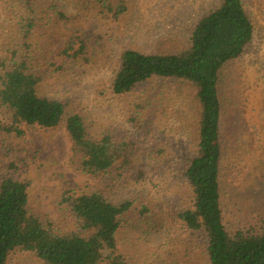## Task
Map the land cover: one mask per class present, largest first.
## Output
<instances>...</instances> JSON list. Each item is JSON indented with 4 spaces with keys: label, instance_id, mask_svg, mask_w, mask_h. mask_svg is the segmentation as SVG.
I'll return each mask as SVG.
<instances>
[{
    "label": "trees",
    "instance_id": "obj_1",
    "mask_svg": "<svg viewBox=\"0 0 264 264\" xmlns=\"http://www.w3.org/2000/svg\"><path fill=\"white\" fill-rule=\"evenodd\" d=\"M133 5L0 0V138L20 139L27 128L64 124L78 173L106 180L66 186L55 201V222L32 206L29 178L14 164L1 170L0 264L20 257L39 264H196V252L204 264H264V219L230 231L222 208L223 74L245 54L256 31L245 0H216L193 21L178 49L121 52L107 89L125 101L122 113L118 108L120 128L100 122L99 111L87 109L80 96L49 91L100 66L102 49L82 21L92 16L119 24ZM73 23V34L60 44L63 27ZM169 84L191 89L195 110L181 111V103L176 108ZM171 109L178 132L187 123L188 154L175 156L161 143L159 131ZM167 161L175 182L188 191L170 205L142 188L158 190L151 174L163 177Z\"/></svg>",
    "mask_w": 264,
    "mask_h": 264
},
{
    "label": "rangeland",
    "instance_id": "obj_2",
    "mask_svg": "<svg viewBox=\"0 0 264 264\" xmlns=\"http://www.w3.org/2000/svg\"><path fill=\"white\" fill-rule=\"evenodd\" d=\"M215 1L134 0L131 15L119 24L100 22L91 16L82 21L81 26L95 38V45L102 49L99 68L85 73L73 83L49 91L62 98L65 95L80 96L87 109L99 111L97 118L100 122L109 126L115 123L120 128L118 111L121 108L122 113L125 101L112 98L107 89L121 52L130 47L146 51L162 50L170 45L174 49L182 47L193 21L211 8ZM245 1L255 24V37L245 54L225 70L222 82V92L226 98L223 117L225 161L222 208L230 231L248 224H257L264 219V0ZM75 28L74 23L63 27L60 44L69 39ZM98 37L101 38L102 46ZM60 44L52 48L53 52L62 46ZM169 86L176 108L181 103V111L195 110L191 89ZM176 114L171 109L167 117L169 119L161 126L163 131H159L164 138L161 143L166 144L168 151L175 156L188 154L191 150L187 123L183 131L178 132L175 129L178 118ZM116 121L119 123L116 124ZM77 163L78 158H74L71 151L64 124L49 130L27 128L26 136L20 139L0 138V171H8L9 165L14 164L16 172L33 183L32 206L49 215L55 222H60L55 201L66 186L104 185L106 181L102 177L79 174ZM170 167H173L171 163L166 167L163 177L151 174L160 194L158 190L149 189V184L142 186L145 192H152L163 204L166 202L169 205L182 193L188 192L183 184L175 182ZM128 189L131 192L136 187L129 186ZM165 195L169 198H164ZM195 255L196 264L205 263L200 252ZM11 264L39 263L29 257H20Z\"/></svg>",
    "mask_w": 264,
    "mask_h": 264
}]
</instances>
